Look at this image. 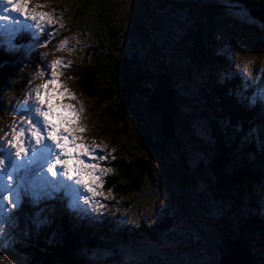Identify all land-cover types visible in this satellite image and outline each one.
Segmentation results:
<instances>
[{"label": "rangeland", "instance_id": "rangeland-1", "mask_svg": "<svg viewBox=\"0 0 264 264\" xmlns=\"http://www.w3.org/2000/svg\"><path fill=\"white\" fill-rule=\"evenodd\" d=\"M147 1L145 5V0H30L27 5L29 11L48 13L56 22L52 25H48L46 21L42 22L43 31L34 26L21 31L14 22L0 21L2 53L4 51L7 55L13 53L14 56L27 58L35 53L36 47L40 48L41 42H47L40 52L31 55L32 62L29 63V68H26L27 72L22 79L24 82L20 83L19 91L1 102L0 136L9 132L13 124L17 128L25 127L18 113L26 114L27 109L33 106V90L45 78H50L51 69L48 65L54 59L60 58L65 64L70 62V65L60 68L62 71L58 70V79L63 88L75 98L69 100L65 97L60 100L53 97V102L73 105L78 114L79 126L84 129L83 133L77 135L82 137V142L90 149L99 145V148H95V154L106 157L104 161L93 162H98L101 168L111 169L103 175L104 182L98 190L104 195L90 199L91 207L77 201L79 195L86 193L76 188L58 190L59 184L50 178L45 182L46 166L44 173L37 176L36 173L44 162H34L31 149L27 159L20 162V170L13 172L14 181L11 188L6 186L5 174L0 172V195L12 191L14 197L17 194L21 196L17 201L19 207L8 211L4 209L6 202L0 201V264H30L14 245L22 243V235L28 231L34 232L40 239L48 237L52 229H60L59 224L63 220L61 218L67 219L65 222L71 234L80 237H83L84 232L93 236L97 231L109 232L108 236L114 240L104 241L107 246L102 254L94 256L95 260L109 258V264H218L221 244L214 224L225 212L227 205L219 200L207 166L211 155L210 149L207 148L210 144L209 137L211 138L209 124L195 112L196 110L182 103L180 99L182 94L194 96L195 87L192 85L197 83L198 78L201 79L207 74L204 67L194 69L188 65L182 55L186 47L194 44L192 38L196 32L195 22L199 17L209 15L217 26L222 25V34L216 35V30L210 33L216 41L213 46L214 54L222 52L227 55L231 69H238L246 80L250 75L248 83L252 92L256 89L263 94L261 85L264 82V50H259L264 49V23L251 16L258 11L249 14L245 10L236 12L214 7V10L208 12L197 2L196 5L192 4L191 1L194 0H173V4L166 1V9L160 12L155 8L158 0ZM184 3H189L191 7L188 9L191 12L185 8ZM37 5L42 7H36ZM4 7L6 5H0V15L13 17L14 21L20 23V28L32 23L25 21L18 13H5ZM109 27L120 29L122 34H127L125 39L120 36V52H124L126 48L129 54L132 48L140 46L139 52L145 60L144 66L150 73L147 76V84L154 87L155 79L160 73V64L163 62L167 65L173 78V87L177 90L176 98L180 109L176 116L175 128L176 134L182 139L181 151H184L188 168L191 170V186L186 188L181 184L175 146L166 144L162 151H147L140 146L139 126L146 129L153 142L162 139L160 131L155 129L159 123L146 103L137 105L144 113L140 120L128 119L124 135L118 136V142H115L108 134L112 126L104 128L106 124L101 123L96 101L88 98L76 87L88 57H92L94 51L105 48L104 44L107 46L112 32ZM48 32L52 33L51 36L46 35ZM19 33L26 34L24 36L29 41L28 44L16 41ZM7 39L11 40L8 41L9 45L4 44ZM62 41L65 42L63 45ZM150 76L155 79L152 81ZM215 79L218 82L223 81V77L218 74ZM63 88L60 90L63 91ZM254 94L255 92L252 93L254 99L257 97L261 103L260 95ZM256 107L259 110V105ZM32 119L35 120L36 117L33 116ZM260 120L261 124L258 121L253 132L258 134L256 136L264 151V122L262 118ZM3 143L4 141H0V145ZM2 151L0 148V152ZM122 157L131 164L136 158L147 159L150 170L141 190L121 197L110 189L108 183L112 177L119 178L115 167L118 165V159ZM200 161L204 164L201 170L198 169ZM259 190L261 189L257 187L256 195L252 194V197L256 196L260 202L264 198V192ZM239 198L242 202L236 206V211L241 215L243 210L248 211L249 203L247 204L248 196L243 193ZM165 213L171 217L174 215L177 219L173 218V227L166 231V236L158 238L160 243H150L141 233L143 239L135 246L126 249L119 246L122 244L116 240V235H119L117 227H120L121 231L130 228L142 229L145 232L146 229L151 230L153 224L161 223Z\"/></svg>", "mask_w": 264, "mask_h": 264}, {"label": "trees", "instance_id": "trees-1", "mask_svg": "<svg viewBox=\"0 0 264 264\" xmlns=\"http://www.w3.org/2000/svg\"><path fill=\"white\" fill-rule=\"evenodd\" d=\"M166 1L170 4L174 3L173 0H158L156 10L163 12L166 9ZM204 1L191 2L194 5L197 2L208 12L214 10V7L236 12L264 9V0ZM147 2L145 0V5ZM184 6L187 10L191 7L189 3H184ZM221 26H217L209 15L199 17L195 22L196 32L192 38L194 44L184 49L182 58L185 56L188 65L194 69L204 67L207 75L202 77L203 79L198 78L197 83L192 85L195 87L194 96L182 94L180 99L182 103L196 110L195 112L209 124L211 138L209 137L210 144L207 148L210 149L211 155L208 170L213 178L219 200L227 205L225 212L214 224L220 237L219 257L225 253L223 239L225 237L237 238L250 253L253 264H264V198L259 202L256 196L252 197V194L256 195L257 187L261 189L260 192H264V151L259 144L258 134L253 132L260 119L256 114V106L252 102L248 82L243 81L244 76L231 69L232 65L229 64L227 55L213 52L216 41L210 33L216 30V35L222 34ZM109 29L112 35L110 34L111 38L107 41V46L104 44L105 48L94 51L92 57H88V61L82 68L83 74H80L79 81L76 82V87L88 98L96 101L100 110L101 123L106 124L104 128L112 126V130L116 132L111 130L108 134L114 139L113 141L118 142L116 138L124 135L123 131L128 119L137 121L143 116L144 113L137 108V105L146 103L153 86L147 84V76L150 73L144 66L145 60L140 55V46L132 48L129 54L126 48L124 52H120V36L122 35V39H125L127 34L125 32L122 34L120 29L110 27ZM258 32L259 30L256 31ZM16 41L22 44L28 43L24 35L18 36ZM5 43L10 44L8 40ZM41 50L42 47L36 48L35 53ZM263 50L260 49L259 52ZM31 55L22 58L14 56L13 53L7 55L4 51L3 53L0 51V104L21 88L24 82L22 79L27 72L26 68H29V63L32 62ZM165 71H168V67L162 62L159 72ZM216 74L223 76L222 82L216 81ZM155 77L150 76L152 81ZM220 124H222L221 127ZM155 129L159 131V125H156ZM138 130L140 146L147 151H162L164 145L170 144L164 139L153 142L142 126H139ZM176 135L179 146L172 145L177 151V166L181 175V184L187 188L191 186V170L189 169L188 175L182 168L180 158L186 159V157H184V151H181L182 139L180 135ZM117 162L118 165L115 168L119 172V178L112 177L108 183L110 189L119 193L121 197L141 190L149 174V160L136 158L131 164L122 157ZM241 193L252 199L247 198L248 211L243 210L240 215L236 211V206L242 202L239 198ZM167 216L165 213V218L160 220L161 223L153 224L151 230L146 229L145 232L142 229L130 228L121 231L120 227H117L119 235H116V240L122 244L119 246L123 249L135 246L143 239L141 233L150 243H160L158 238L166 236V231L173 227V218L177 219L174 215L168 218ZM61 219L63 220L60 221V229L58 231L52 229L48 237L40 239L35 236L34 232L29 231L22 235V243L16 245L18 252L23 254L30 264L110 263L109 258L104 260L94 258L105 250L107 245L104 241L114 240L113 237L108 236V231H97L95 236L91 233H83V237H80L77 234H71L65 222L66 218Z\"/></svg>", "mask_w": 264, "mask_h": 264}, {"label": "snow or ice", "instance_id": "snow-or-ice-1", "mask_svg": "<svg viewBox=\"0 0 264 264\" xmlns=\"http://www.w3.org/2000/svg\"><path fill=\"white\" fill-rule=\"evenodd\" d=\"M29 2L30 0H0V5H6L5 13L8 11L18 13L25 21H31V24L20 28V23L6 14L0 15V21L14 22L21 31L33 26L43 31L44 24L42 22L46 21L48 25L56 22L48 13L29 11L27 9ZM36 7L42 6L37 5ZM46 35L51 36V32ZM64 43V41L61 42L62 45ZM45 46L46 41L40 43V47ZM69 65L70 62L65 64L60 58L54 59L48 65L51 69L50 78H45L33 90L35 103L30 109H27L26 114L18 113L20 121L25 127L17 128L13 124L9 130L10 135L9 132H5L3 136H0V141H4L0 145V148L3 149L0 152V172L6 176V186L11 188L14 181L13 172L20 170V162L27 159L29 149H31L33 161L42 160L44 162L40 171L36 173L37 176L44 173L46 166L45 182L50 178L54 183L59 184L58 190L76 188L78 191L86 193V195H79L77 200L80 204L91 207L90 199L104 195L98 190L104 182L103 175L110 172L111 169L101 168L98 163L93 162L104 161L106 157L95 154V148H99V145L90 149L82 142V137L77 135V133H83L84 129L79 126L78 114L73 105L53 102V97H58L60 100L65 97L69 100L75 98L66 88H63L58 79V70L67 68ZM61 88L63 91L60 90ZM82 110L81 108V112ZM33 116L36 117L35 120L32 119ZM100 150L103 151L102 148ZM20 199L19 194L14 197L11 192L0 195V201L6 202L4 204L5 211L18 208L17 201Z\"/></svg>", "mask_w": 264, "mask_h": 264}, {"label": "water", "instance_id": "water-1", "mask_svg": "<svg viewBox=\"0 0 264 264\" xmlns=\"http://www.w3.org/2000/svg\"><path fill=\"white\" fill-rule=\"evenodd\" d=\"M257 13V14H256ZM251 16L264 23V10L258 11ZM261 13V14H259ZM177 90L173 87V78L169 71L159 73L155 79V85L147 98V108L154 113L158 123L162 139L170 144L179 146L176 135L175 120L179 112L176 98ZM183 170L189 175L188 163L185 158H180ZM210 163L207 164L209 166ZM204 168L200 161L199 170ZM225 253L220 256L218 264H253L250 253L241 245L237 238L225 237L223 239Z\"/></svg>", "mask_w": 264, "mask_h": 264}, {"label": "bare ground", "instance_id": "bare-ground-1", "mask_svg": "<svg viewBox=\"0 0 264 264\" xmlns=\"http://www.w3.org/2000/svg\"><path fill=\"white\" fill-rule=\"evenodd\" d=\"M259 2V1H258ZM257 2V3H258ZM2 12H3V9H2ZM19 16V15H18ZM1 26H3V25H1ZM22 26V25H21ZM24 26V25H23ZM35 28V27H34ZM60 30V29H59ZM54 31V30H53ZM15 32V31H14ZM10 34V33H9ZM37 34V33H36ZM52 34V33H51ZM17 35V34H16ZM26 35V34H25ZM55 35V34H54ZM46 39V38H45ZM19 40V39H18ZM56 40H57V38H56ZM24 41H25V39H24ZM51 42V41H50ZM59 42V41H58ZM47 43V42H46ZM5 44H7V43H5ZM51 45V44H50ZM40 47V46H39ZM5 48V47H4ZM37 48V47H36ZM63 48V47H62ZM65 48V47H64ZM62 50V49H61ZM64 50V49H63ZM224 56V55H223ZM7 57V56H6ZM220 63V62H219ZM61 70V69H60ZM62 71V70H61ZM223 71V70H222ZM230 72V71H229ZM60 73V72H59ZM238 74V73H237ZM245 74V73H244ZM227 77V76H226ZM221 78V77H220ZM257 78V77H256ZM255 78V79H256ZM258 79V78H257ZM64 82V81H63ZM259 82V81H258ZM243 83V82H242ZM68 84V83H67ZM242 85V84H241ZM71 88V87H70ZM258 88H260V87H258ZM261 88H262V92H263V94L260 92V91H257L256 89H253V92H255V96H259L260 95V97H259V100L261 101V103L257 100V97H256V99H254V96H253V99H254V101H255V103H256V105L258 106L259 105V110H257L256 111V114H257V116L258 117H260V118H262L263 119V122H264V82H263V85H261ZM233 92V91H232ZM252 92V93H253ZM82 98V97H81ZM236 99V98H235ZM81 100V99H80ZM73 103V102H72ZM258 103V104H257ZM31 104V103H30ZM250 106V105H249ZM256 122V121H255ZM260 123V122H259ZM256 124H258V122L256 123ZM257 127V126H256ZM107 155H108V152H107ZM107 162V161H106ZM96 163H98V162H96ZM6 177V176H5ZM4 178V177H3ZM29 179V178H28ZM1 180V179H0ZM50 184V183H49ZM10 191V190H9ZM50 191V190H49ZM12 192V191H11ZM14 192V191H13ZM76 201V200H75ZM78 201V200H77ZM64 205V204H63ZM53 209V208H52ZM54 210V209H53ZM69 211V210H68ZM39 212V211H38ZM64 212V211H63ZM96 214V213H95ZM35 216V215H34ZM72 220V219H71ZM71 222V221H70ZM79 222V221H78ZM85 233V232H84ZM105 243V242H104ZM21 244V243H20Z\"/></svg>", "mask_w": 264, "mask_h": 264}]
</instances>
